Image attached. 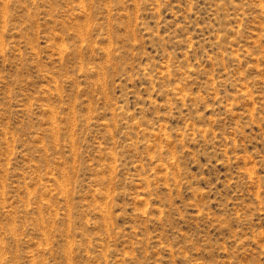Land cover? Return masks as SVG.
I'll list each match as a JSON object with an SVG mask.
<instances>
[{
  "label": "rangeland",
  "instance_id": "1",
  "mask_svg": "<svg viewBox=\"0 0 264 264\" xmlns=\"http://www.w3.org/2000/svg\"><path fill=\"white\" fill-rule=\"evenodd\" d=\"M0 264H264V0H0Z\"/></svg>",
  "mask_w": 264,
  "mask_h": 264
}]
</instances>
